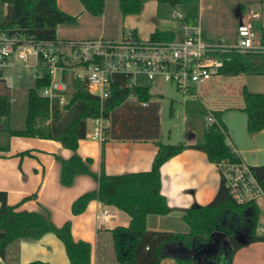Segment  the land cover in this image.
<instances>
[{"label":"trees","instance_id":"1","mask_svg":"<svg viewBox=\"0 0 264 264\" xmlns=\"http://www.w3.org/2000/svg\"><path fill=\"white\" fill-rule=\"evenodd\" d=\"M159 4L181 6L187 11L196 9L200 0H157ZM263 2V0H261ZM84 9L99 16L105 10V0H80ZM144 0H120L123 15L141 12ZM193 14L187 13L186 19ZM77 17L67 14L58 6V0H0V32L12 38L37 43L57 41V28L61 24H76ZM261 45L264 47V15L261 19ZM135 37H138L133 33ZM174 33L156 31L153 41H174ZM224 76H264V48L246 53L232 51L223 54ZM51 78L45 75L32 78L28 83V112L26 128L10 127L12 115L11 89L0 80V132L11 136L42 138L59 141L73 151L68 160H62L61 182L72 186L79 175H90L98 182V188L81 195L72 205L74 215L84 213L90 202L97 200L112 205L131 217L129 226H120L111 231V248L105 249L106 263L110 264H162L171 258L175 264H206L213 254L207 255L212 243L224 237L230 242L229 258L247 244L263 241L257 234L260 209L257 201L237 203L222 178L213 201L205 206L186 210L183 221L188 233L152 231L147 227L150 215H168L172 208L162 195V166L182 151L192 148L205 152L209 161L221 165L224 161H241L222 123V111H213L217 122L206 123L208 110L196 100H187L189 115L187 125L196 135L193 144H167L161 141L160 104L150 92L151 83L128 87L125 76H117L110 96L101 101L86 88V83L74 80L71 84V101L61 107L59 101L44 97L41 91L49 86ZM242 89L243 110L248 115V130L257 133L264 129V93H253L246 86ZM134 96V99L131 97ZM103 115L110 126L104 130L107 140L154 141L158 152L152 169L124 175L100 174L90 169L92 159L84 160L78 153L80 141L87 138L88 121ZM104 139V140H105ZM29 154L28 151L21 153ZM264 190V165L251 167ZM36 195L24 200L34 198ZM23 200V201H24ZM0 256L6 264H19L18 244L23 239L40 240L45 234H55L65 245L70 264H93L92 244L75 240L71 220L62 227L52 220L34 212L16 211L9 205L5 192H0ZM210 245V246H209ZM213 246V245H212ZM208 248V249H207ZM15 256V257H14ZM214 257V256H212ZM211 257V258H212ZM222 262L226 255L222 254ZM29 264H51L36 260Z\"/></svg>","mask_w":264,"mask_h":264},{"label":"crops","instance_id":"2","mask_svg":"<svg viewBox=\"0 0 264 264\" xmlns=\"http://www.w3.org/2000/svg\"><path fill=\"white\" fill-rule=\"evenodd\" d=\"M105 3L104 12L99 16H93L85 12L80 0H58L61 10L73 16L79 14L81 16L75 27H63L62 24L58 26V40L104 38L118 41L129 33L147 40L151 39L156 31H161L174 33L176 35L174 41H179L183 39L184 25H193L201 21L207 41L234 45L238 40V25L246 16L244 12L239 13L240 20L236 25L237 37L233 40V37L209 35L208 30L210 31L211 28L203 21L204 0H200L196 9L189 11L181 6L172 7L175 17L170 18L160 17V4L157 0H144L140 13L128 15H123L119 0H105ZM187 13H195L194 18L186 19ZM191 18L193 20H190ZM85 21L88 23L83 25ZM258 35L261 41V33ZM63 51L70 53L69 48H64ZM248 77V75L233 77L241 80V92L238 94L241 95V104L239 102L225 104L223 111L222 109L213 111L223 112L221 121L227 133L228 143L240 156L241 161L250 167H256L264 165V129L257 133H251L248 130V115L243 110L245 106L242 96L243 87L248 88ZM256 77L259 78L256 82L260 86L259 90H251V88L248 90L253 93H264V76L256 75ZM8 86L12 87L10 84ZM151 86L152 84L150 92ZM89 121L93 124L92 119ZM192 134L194 136L190 134L187 141L179 144H193L196 136L193 131ZM8 137L7 143L6 139L5 143L0 141V192L6 193L8 204L17 206L18 212L41 213L49 217L58 227H62L71 220L75 240H84L93 246L92 263L110 264L105 262V249L109 250L112 245L109 231L120 226H129L131 217L119 208L97 200L90 202L84 213L74 215L73 203L84 193L97 189L98 182L90 175H79L72 186L67 187L62 184L61 161L70 159L73 151L55 140L22 136ZM26 151L29 154H21ZM157 152L158 146L154 141L108 139L100 141L93 139L91 132H88L86 139L80 141L78 148V153L84 160L92 159L90 169L93 172L100 174L104 171L107 175L150 171ZM161 175L162 195L166 197L172 213L148 216L147 227L152 231L188 233L189 227L183 221V216L186 210L195 206L208 205L215 199L222 181L220 167L211 163L205 152L189 148L168 160L161 168ZM33 195L36 197L24 200ZM257 204L260 209V224V220H264V197L260 198ZM1 206L0 201V210ZM262 232L263 234H257L264 236V227ZM218 243H221L220 247L214 254L218 264H264L263 241L241 247L233 252L231 258L229 253L232 247L231 245L227 247L230 242L223 237L222 240H218ZM222 246L226 255L224 262H222L220 251ZM18 248L19 264H29L36 260L51 264H70L64 243L53 233L45 234L40 240L23 239L19 242ZM0 264H6L1 256ZM162 264H175V261L165 258Z\"/></svg>","mask_w":264,"mask_h":264},{"label":"built area","instance_id":"3","mask_svg":"<svg viewBox=\"0 0 264 264\" xmlns=\"http://www.w3.org/2000/svg\"><path fill=\"white\" fill-rule=\"evenodd\" d=\"M238 25V40L234 45L212 43L205 39L201 21L182 27L179 41H153L126 34L121 40L89 39L74 41H41L31 43L0 32V80L14 82V72L25 68L32 78L48 75L49 86L41 91L44 97L59 101L61 107L71 101V83H86L87 90L101 101L107 100L117 76H125L130 88L142 81L154 82L162 78L178 86L188 98L204 105L205 93L225 77L223 54L238 51L262 50L255 22L258 13L251 8ZM69 48L70 53L63 51ZM33 57V61H31ZM91 137L103 141L108 120L101 114L92 119ZM217 122L213 111H208L206 123ZM231 197L239 204L258 201L264 190L251 167L243 161H224L219 165Z\"/></svg>","mask_w":264,"mask_h":264},{"label":"rangeland","instance_id":"4","mask_svg":"<svg viewBox=\"0 0 264 264\" xmlns=\"http://www.w3.org/2000/svg\"><path fill=\"white\" fill-rule=\"evenodd\" d=\"M204 7L203 21L206 23V26H210L211 30H208V33L211 37L223 35L224 37L228 38L233 37V40H235L237 37L236 25H238V21L240 20L239 13L244 12L245 14L250 8H254L256 13L258 11V18L256 19V31L258 34L262 32L260 25L264 12V0L263 2L261 0H204ZM85 12L89 13L86 10ZM160 13V17H175V11L173 10L172 6L165 3L160 4ZM192 14L193 15L191 17L194 18L195 13ZM79 16L80 14L75 16L77 17V20L80 19L81 16ZM192 18L190 20H193ZM177 20L179 19L177 18ZM78 22L79 21L76 23L77 25ZM179 22H181V20H179ZM87 23L88 22L85 21L83 22V25ZM76 24H62V26L75 27ZM81 24H79V26H82ZM31 61H33V57H31ZM31 72L25 68H18L14 72V82L12 83V87L10 86L11 96L13 99L10 127L14 130H24L27 126L26 119L28 112L29 89L27 83L32 79ZM258 79L259 78H257L256 75L249 76L247 78L248 88H251V90H259L258 88L260 86L256 83ZM240 81L241 80L239 78L236 79L228 76L223 77L221 82L215 85L214 88H210V90L205 93L204 107L208 111H213L215 109H222L225 104H237L238 102L241 104V95H238L239 92H241ZM8 82L9 81H5L7 87H9ZM177 87L178 86L174 84L165 82L162 78L152 82L151 86V93L155 96L154 100H158L160 104V123L162 129L161 141L164 143H183L187 141L190 134L193 135L192 129H190L187 125V122L190 119L186 110V101L188 98ZM70 94H73V87H70ZM134 98V96L131 97V99ZM109 126L110 122L108 123L107 127ZM92 129L93 124L91 121H88V132H92ZM8 136L10 135L0 132L1 143H5V139L7 143L9 138ZM263 227L264 220L261 219L257 233L263 234ZM220 244L221 243H218L217 241L211 245L215 247L214 249H218Z\"/></svg>","mask_w":264,"mask_h":264},{"label":"water","instance_id":"5","mask_svg":"<svg viewBox=\"0 0 264 264\" xmlns=\"http://www.w3.org/2000/svg\"><path fill=\"white\" fill-rule=\"evenodd\" d=\"M210 246V245H209ZM213 246L211 245V247H209V249L207 250V255L210 254V250ZM214 256V254L212 255ZM210 256V259L208 258V260H206V264H218V260L214 257ZM212 257V258H211ZM200 264H203L202 262Z\"/></svg>","mask_w":264,"mask_h":264},{"label":"flooded vegetation","instance_id":"6","mask_svg":"<svg viewBox=\"0 0 264 264\" xmlns=\"http://www.w3.org/2000/svg\"><path fill=\"white\" fill-rule=\"evenodd\" d=\"M227 247H230V244H227ZM215 247H212L211 248V250H210V253L211 254H216V252H217V249H214ZM222 249H220V251H221V253L223 254L224 252H225V249H224V247L222 246L221 247Z\"/></svg>","mask_w":264,"mask_h":264}]
</instances>
